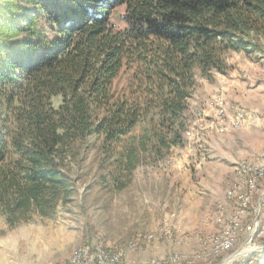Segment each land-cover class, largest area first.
<instances>
[{
	"label": "trees",
	"instance_id": "trees-1",
	"mask_svg": "<svg viewBox=\"0 0 264 264\" xmlns=\"http://www.w3.org/2000/svg\"><path fill=\"white\" fill-rule=\"evenodd\" d=\"M0 215L53 218L95 148V182L125 187L145 155L184 144L199 78L264 51V0H4ZM125 8L122 28L112 20ZM57 100V103H56Z\"/></svg>",
	"mask_w": 264,
	"mask_h": 264
},
{
	"label": "rangeland",
	"instance_id": "rangeland-1",
	"mask_svg": "<svg viewBox=\"0 0 264 264\" xmlns=\"http://www.w3.org/2000/svg\"><path fill=\"white\" fill-rule=\"evenodd\" d=\"M4 3L0 0V6ZM124 11L121 5L112 14L122 28ZM255 56L231 51L226 73L215 72L213 80L198 79L189 99L184 144L173 146L159 159L145 155L125 187L94 181L99 156L95 148L82 169L74 164L75 194L53 217L69 223L68 229L76 232L74 241L67 244L65 256L61 251L49 255L44 248H30L16 255V262L61 264L98 241V246L113 252L133 243L126 250L127 264L129 250L139 252L146 242L160 241V252L150 249L146 258H131L133 264H224L246 251L233 264H264V248L245 244L249 231L261 232L255 240L264 243V51ZM254 166L251 181L245 179ZM239 205L240 215L231 213ZM166 215H172L173 224L169 221L160 229ZM228 221L244 226L237 234V227H227ZM226 230L235 234L231 244H223V249L212 246Z\"/></svg>",
	"mask_w": 264,
	"mask_h": 264
},
{
	"label": "crops",
	"instance_id": "crops-1",
	"mask_svg": "<svg viewBox=\"0 0 264 264\" xmlns=\"http://www.w3.org/2000/svg\"><path fill=\"white\" fill-rule=\"evenodd\" d=\"M171 216L172 215L164 216L163 220L161 221L160 229L165 224H167V222L169 223V221L171 220ZM2 219H3V222L1 223L2 226L0 225V230H2V232H0V237L4 236L10 230L9 228L7 229V226H6L7 221L5 217ZM60 219L61 218L52 219V218H44V217L39 216V217H36L34 221L29 220V221L23 222L26 224H32L35 227L31 229L30 233L28 234L26 238L18 239L16 241L15 248H10V247L5 248L3 246H0V257H2V254L4 251H7L8 264H18L16 262L15 256L16 255L20 256L18 254L24 251L28 252L30 248H44L47 250L49 255L51 254L54 255L56 253H59L58 251H61L63 253H60V255L65 256L66 254L65 249L67 248V244L72 243L74 241L76 232L68 229L67 225H69V223H67L64 219L63 220H60ZM170 222H171L170 224H173V221H170ZM158 225L160 224L159 223L155 224L153 226V229L158 228L159 227ZM167 242H169L168 244L172 245L173 241L172 239L171 240L169 239L167 240ZM189 243L191 244L192 241H189ZM208 244L210 246V243ZM55 245H56V249H55ZM165 246L167 245L165 244ZM150 249H153L154 253L160 252L161 250L160 241H156V242L153 241L152 243L146 242V244L143 246V249L140 250L139 252L129 250L127 253L129 261L127 264H133V262L131 261V258H134L135 256L139 257L140 259L144 257L145 258L148 257V255H150L151 253ZM0 264H3L2 259H0ZM45 264H49V263L47 262Z\"/></svg>",
	"mask_w": 264,
	"mask_h": 264
},
{
	"label": "built area",
	"instance_id": "built-area-1",
	"mask_svg": "<svg viewBox=\"0 0 264 264\" xmlns=\"http://www.w3.org/2000/svg\"><path fill=\"white\" fill-rule=\"evenodd\" d=\"M255 172H256V166L253 167L252 172L248 173L245 176V179H250V181H251L252 174H254ZM248 190H250V189H248ZM232 196H235V195H232ZM231 213H238V215H240V205L238 206L236 212H231ZM241 226H244V222H237V223H229V221L227 222V227H237V234H238ZM233 235H235V234H227V230H226L225 236H223L222 240L217 242V244L212 245V246H220V249H223V244H231V237ZM257 236L261 237V232L252 233V231H249V240H247L245 242V244L246 243L254 244L255 247L252 249L264 248L263 242H261V241L257 242L255 240V237H257ZM90 244H95V253H94V263L93 264H113V261H120V264H124V258L126 255V250H127V248H131V244H133V243H128L125 246L120 245V252H111V253L99 252L98 251V241L90 242ZM246 254H247V251L241 252V253L237 254L236 256H234L233 258H230L228 260V262H226L224 264H233L234 261H237L239 258H243ZM229 257H231V256H229ZM72 264H82V257H80L78 262L72 263Z\"/></svg>",
	"mask_w": 264,
	"mask_h": 264
},
{
	"label": "clouds",
	"instance_id": "clouds-1",
	"mask_svg": "<svg viewBox=\"0 0 264 264\" xmlns=\"http://www.w3.org/2000/svg\"><path fill=\"white\" fill-rule=\"evenodd\" d=\"M0 223H2V221H0ZM33 227L35 226L32 224L21 222L16 226L10 228V230L4 236L0 237V246H3L5 248H15L16 241L18 239L26 238ZM42 254L43 253L41 252L40 255ZM7 257L8 253L7 251H4L2 257H0V259L3 260V264H8Z\"/></svg>",
	"mask_w": 264,
	"mask_h": 264
},
{
	"label": "bare ground",
	"instance_id": "bare-ground-1",
	"mask_svg": "<svg viewBox=\"0 0 264 264\" xmlns=\"http://www.w3.org/2000/svg\"><path fill=\"white\" fill-rule=\"evenodd\" d=\"M246 247H252L251 244H247ZM245 250V249H242ZM241 250V251H242ZM98 251L99 252H104V253H111L113 251H108L107 248L104 246H98ZM94 253H95V246H89L87 245L86 247L80 248L78 250V253L75 255L69 257L68 260L62 262L61 264H72L76 263L79 261L80 257H82V264H93L94 263ZM114 262V261H113ZM113 264H118V263H113Z\"/></svg>",
	"mask_w": 264,
	"mask_h": 264
}]
</instances>
